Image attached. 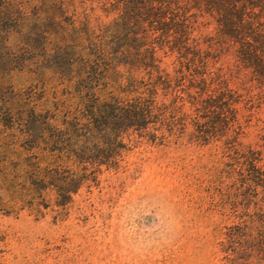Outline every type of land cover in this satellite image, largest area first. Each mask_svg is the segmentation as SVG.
<instances>
[{
	"label": "trees",
	"instance_id": "trees-1",
	"mask_svg": "<svg viewBox=\"0 0 264 264\" xmlns=\"http://www.w3.org/2000/svg\"><path fill=\"white\" fill-rule=\"evenodd\" d=\"M215 49L264 81V0H0V118L52 158L31 184L69 198L88 165L118 162L128 131L221 141L257 187V238L231 230L225 257L264 264V169L258 151H230L239 94Z\"/></svg>",
	"mask_w": 264,
	"mask_h": 264
},
{
	"label": "rangeland",
	"instance_id": "rangeland-1",
	"mask_svg": "<svg viewBox=\"0 0 264 264\" xmlns=\"http://www.w3.org/2000/svg\"><path fill=\"white\" fill-rule=\"evenodd\" d=\"M215 52L210 67H231L239 94L230 151H258L264 169V81L231 50ZM8 123L0 118V264H228L231 230L247 224L257 238V187L221 141L159 143L128 131L118 162L88 165L64 200L31 184L36 165L52 158Z\"/></svg>",
	"mask_w": 264,
	"mask_h": 264
}]
</instances>
